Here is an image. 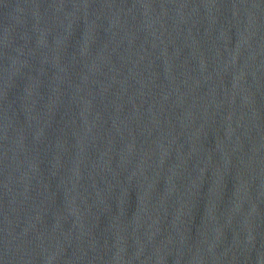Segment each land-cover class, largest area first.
<instances>
[{"label": "water", "instance_id": "95a60500", "mask_svg": "<svg viewBox=\"0 0 264 264\" xmlns=\"http://www.w3.org/2000/svg\"><path fill=\"white\" fill-rule=\"evenodd\" d=\"M0 264H264V0H0Z\"/></svg>", "mask_w": 264, "mask_h": 264}]
</instances>
